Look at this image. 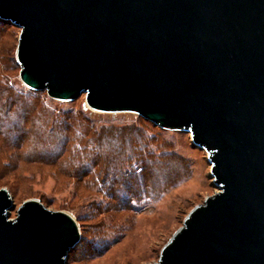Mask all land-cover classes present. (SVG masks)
<instances>
[{
  "label": "water",
  "instance_id": "1",
  "mask_svg": "<svg viewBox=\"0 0 264 264\" xmlns=\"http://www.w3.org/2000/svg\"><path fill=\"white\" fill-rule=\"evenodd\" d=\"M23 84L191 135L218 192L154 264H264V0H0ZM0 188V264H68L70 214Z\"/></svg>",
  "mask_w": 264,
  "mask_h": 264
},
{
  "label": "trees",
  "instance_id": "2",
  "mask_svg": "<svg viewBox=\"0 0 264 264\" xmlns=\"http://www.w3.org/2000/svg\"><path fill=\"white\" fill-rule=\"evenodd\" d=\"M55 103L46 92L28 91L0 72V166L56 177L62 187L103 195L105 212L135 216L188 176L165 130L140 117L97 119L84 107L60 110Z\"/></svg>",
  "mask_w": 264,
  "mask_h": 264
},
{
  "label": "rangeland",
  "instance_id": "3",
  "mask_svg": "<svg viewBox=\"0 0 264 264\" xmlns=\"http://www.w3.org/2000/svg\"><path fill=\"white\" fill-rule=\"evenodd\" d=\"M2 24L6 32L0 40V53L5 55V62L0 64V72H5L13 84L29 91L21 81L16 54L21 29L10 23ZM56 102L54 107L60 110L80 109L84 107L86 97L73 102ZM89 111L97 115V119L102 117L118 122L139 117L132 113L114 115ZM163 134L170 140L173 150L184 159L189 174L160 200L149 202L137 216L123 210L105 212L104 204L109 202L103 195L81 193L73 184L62 187L56 177L43 178L28 167H24V171H15L1 165L0 188L10 192L17 208L11 211V219L17 217L18 209L29 200H38L52 211L70 214L77 220L82 241L70 254L68 264L157 263L163 248L184 225L189 213L218 192L211 178L208 153L193 145L191 135L173 131ZM99 208L104 210L103 213Z\"/></svg>",
  "mask_w": 264,
  "mask_h": 264
}]
</instances>
